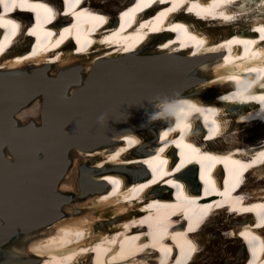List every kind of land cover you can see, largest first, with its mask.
<instances>
[{"label":"bare ground","instance_id":"1","mask_svg":"<svg viewBox=\"0 0 264 264\" xmlns=\"http://www.w3.org/2000/svg\"><path fill=\"white\" fill-rule=\"evenodd\" d=\"M79 1L70 0L72 4L67 6L70 14L63 16V28L58 32L63 47L49 55L50 59L45 60L46 56L33 58L31 54L37 48L32 51L28 48L29 38L23 33L13 40L10 37V49L0 59V110L3 105L23 98L31 89L46 84V66L60 62L77 77L81 66L76 65L75 60L92 54L95 61L106 60L101 65L103 69L114 70L124 81L132 82L129 86L137 104L117 114L119 119L128 120L131 127L126 133L105 139L93 148L69 150L68 170L73 165V151L89 159H84L86 164L76 166L78 174L74 181L79 183L80 180L83 187L82 190L79 186L81 197H74L73 204L77 208L72 206L70 213L42 227L0 229V233L6 235L0 241V264H193L197 260H201L200 264H228L223 262L225 255L220 248L223 241L237 242V247H227L229 256L236 253L238 261L234 264H264V254L260 256L264 252V186L256 185L259 189L253 195L243 192L249 173L261 174L255 178L256 184L264 182V173H260L264 172V130L256 140L247 142L241 136L243 126H264V44L255 45L264 37V0H259L257 6L253 2L252 6L260 12L254 17L249 12L251 8L246 11L242 1L237 5L238 11L234 9L233 0H222L223 7L210 1L193 2L192 9L199 13L211 14L219 7L222 16L213 21L217 23L216 30L211 31L208 26L207 31L202 30L192 23L204 35L196 34L186 30L183 23H175L170 28L177 30L178 36L188 41L192 38L196 43L204 41V45L201 44L199 53L179 52L174 47L176 39L164 31V45L161 43L159 47L165 53L161 51L154 57L139 55L141 46L154 35L149 34V30L156 31L152 27L156 20L140 21L136 14L141 7L138 0H117L111 7L107 1L91 0L97 13L83 6L81 9ZM88 1L85 0L86 5ZM173 8L174 3H171L168 10H161L160 18L168 17V11ZM51 10L38 12L41 29L38 25V29L34 27L35 33L45 31L47 50L61 43L53 45L56 42L50 41L52 32L45 29L46 14L54 17ZM236 15L238 21H235ZM124 19L133 26L125 28ZM243 21L248 22V28L254 27L256 39H250L251 30L246 26L237 27V31L229 34L231 30L227 27ZM6 23L12 25L13 20L0 16V33L7 32ZM220 28L227 30L222 33L217 30ZM207 32L217 35L207 36ZM20 39H24L21 47L13 50ZM71 41L76 45L74 52ZM240 44L244 47L241 54ZM30 61H35L31 69L27 67ZM250 74H254V78ZM259 79L262 80L254 85ZM190 82L201 87L172 98L171 101L176 102L173 113L154 119V126L149 127L151 122H148L146 110L153 111L155 103L167 98L168 94L180 92ZM225 84H230V88ZM222 88H226V92L220 95ZM208 91L219 98L208 100L204 96ZM159 96L158 101L149 102ZM256 100L260 102L258 109H243V104ZM146 103V108L141 109ZM30 111L23 110L19 116H27ZM236 114L241 116L235 117ZM231 117L234 123L239 119L246 123L233 128ZM196 119L203 127H212L207 132L214 136L204 144L210 147L200 145L197 138L200 126ZM230 131L235 135L229 134ZM225 134L228 135L224 139L226 144L213 147ZM175 145L186 153L185 162L168 166L174 154L171 147ZM191 159L198 163L202 181H213L210 192L220 195L219 198L200 204L198 196L187 191L180 173L173 175L184 169V173H189ZM249 167L250 172H245ZM52 172L54 168L47 175ZM220 172L222 175L217 178ZM61 178L58 193L54 195L46 196L43 194L46 187L40 188L41 212L60 208L68 199L69 195L64 192L70 191L71 186L61 187ZM197 189L195 186L194 195L201 194V186L198 192ZM238 192L241 200L235 197ZM219 212L229 217V221L218 224L223 236L215 232L220 228L213 227L214 217Z\"/></svg>","mask_w":264,"mask_h":264},{"label":"water","instance_id":"2","mask_svg":"<svg viewBox=\"0 0 264 264\" xmlns=\"http://www.w3.org/2000/svg\"><path fill=\"white\" fill-rule=\"evenodd\" d=\"M104 61L96 60L84 72L78 68L77 77L64 67L55 76L45 70L46 84L31 89L18 101L3 105L0 110V229L38 228L61 217V207L41 212L38 203L41 187H46L43 191L46 196L58 191V181L71 164L69 150L93 148L131 127L128 120L119 119L117 114L137 104L129 86L132 82L124 81L114 70L103 69ZM193 85L194 82L187 83L180 92L168 94L167 98H177L179 93L192 90ZM31 103L34 107L30 108ZM26 109H33V113L19 116ZM33 114L38 115V123L33 120ZM52 168L54 172L47 175ZM81 183L79 180V186ZM67 197L66 202L70 200ZM0 234L2 241L6 235Z\"/></svg>","mask_w":264,"mask_h":264},{"label":"rangeland","instance_id":"3","mask_svg":"<svg viewBox=\"0 0 264 264\" xmlns=\"http://www.w3.org/2000/svg\"><path fill=\"white\" fill-rule=\"evenodd\" d=\"M99 1V0H98ZM101 1V0H100ZM103 2H106L107 3V5H109L110 7L113 5L112 3L113 2H116L117 0H102ZM253 2H255V0H246L244 3H242V4H244L243 6L246 8V11H248L249 10V8H251V10H249V12L251 11V15H252V17H254V16H258L259 14H260V12H258V9L256 8V7H253L252 5H253ZM88 3L90 4V6H93V4H92V2H91V0H89L88 1ZM102 3V2H101ZM129 2H127L126 4H128ZM256 6H257V4H256ZM94 7V6H93ZM263 11H264V9H263ZM262 11V12H263ZM264 16V15H263ZM193 24H195V25H197V27H199V28H202V30H206L207 31V29H208V27H210L211 29V31H215L216 29H215V26L217 25V23H209V24H205V23H196V22H192ZM192 23H191V25H192ZM247 23L248 22H245V21H243L242 23H238V24H236V25H233V26H230V27H227V29H230L231 31L229 32V34L230 33H232L233 31H237L236 30V28L237 27H244V26H247ZM211 25V26H210ZM213 25V26H212ZM206 26H208V27H206ZM218 26H220L219 24H218ZM193 27V26H192ZM214 27V28H213ZM235 28V29H234ZM227 29H223V28H220V29H217L218 31H221L222 33H225L226 32V30ZM223 30V31H222ZM213 36V35H217V33H212V32H207V36ZM157 37V38H156ZM151 36L150 38H149V40H147V42L143 45V46H141L142 48H141V50L139 51L141 54H145V53H150V54H154V53H160L161 51L162 52H164L163 50H162V48L161 47H159V45L162 43V45H164L163 44V40H162V38L164 37L163 35L162 36ZM25 39H27V38H25ZM22 40L24 41V39H20L19 40V42L13 47V50H16V48H19V47H21V45H22ZM27 43H26V45L28 44V40L26 41ZM159 43V44H158ZM148 46V47H147ZM159 47V48H158ZM161 48V49H160ZM12 51V50H11ZM63 52L65 53V51L63 50ZM161 52V53H162ZM10 55V54H9ZM6 56H8V55H6ZM5 56V57H6ZM4 57V58H5ZM94 58V56L92 55V54H90V55H87V56H80V57H78V60H75L76 61V65H78L79 67H80V69H81V71H83L84 72V68H86V70H87V68L93 63V62H95V59H93ZM64 59V58H63ZM46 60V59H45ZM35 61H30V62H28L27 63V67L29 68L30 67V69L31 68H33V66L35 65V63H34ZM31 64V65H30ZM32 66V67H31ZM63 66L64 65H62L60 62L59 63H53V64H51V65H49V67H47L46 68V71H47V73L48 74H50L51 76H55V75H57V74H59V72L61 71V69L63 68ZM50 69V70H49ZM226 86V88L227 87H229L230 88V84H225ZM195 87H197V89L196 90H198V87H201V86H198V85H196L195 83H194V85L193 86H191V88H195ZM226 88H222L221 90H220V95L221 94H223V93H225L226 91ZM219 92V91H218ZM215 93H216V90H215ZM205 97H207L208 98V100H213V101H215L216 100V98H219V97H217V96H215L214 95V93H212V92H206L205 93V95H204ZM215 97V98H214ZM32 105L30 106V108L31 107H34V103H31ZM29 110V109H28ZM31 110V109H30ZM33 110V109H32ZM31 110V111H32ZM29 112V114H32V112ZM244 111V110H243ZM238 112V111H237ZM36 113H38V110L36 111ZM224 113H226V112H224ZM238 116H241V114H239V115H235V117H238ZM33 117H34V121L35 122H39L38 121V119H37V117H38V115L37 114H33ZM244 117V116H243ZM231 119V126L234 128V127H236V125H237V127H238V125L239 124H241V123H246V121L245 120H243V121H240V119L238 120V121H236V123H234V121H233V117H231L230 118ZM238 119V118H237ZM238 122V123H237ZM181 122H178V124H180ZM154 126V122H151L150 124H149V127H153ZM247 129V130H246ZM249 129H251V130H249ZM241 136L248 142V141H252L253 139H255L256 140V138L258 137V135L264 130V126H261V125H254V126H250V127H246V126H243V127H241ZM244 130V131H243ZM200 132V130L198 131V133ZM234 134L235 135V133L233 132V131H230V133L229 134ZM226 136H228L227 134H225V136L223 137V140L220 138L219 139V141H217V142H214V144H213V147H222V146H224L225 144H226V141L224 140L225 138H226ZM252 136V137H251ZM264 136V135H263ZM216 143V144H215ZM242 144V143H241ZM74 153H72V158L74 159L73 160V165L70 167V169L68 170V173H67V175L65 176H63L62 178H61V187H63L65 184H68L69 186H71V187H69V189H70V191H65L64 193L66 194V195H69L70 196V200L69 201H67V202H65L64 204H62V207H61V212H62V215L64 216L65 214L67 215V213H70V211H71V208H72V206H74V204H73V202L75 201V199L77 198V197H79V195H80V197H81V189H80V187H79V183H77V180H75L74 181V178H77V172H76V166L78 167V165H81V164H86V161H89V159H85V158H82V157H80V156H78V154L76 153V151H73ZM79 158V159H78ZM86 161H85V160ZM74 161H75V163H74ZM80 161V162H79ZM79 162V163H78ZM264 169V168H263ZM189 173H187V172H185L184 174H181L182 175V178L186 181V183L188 184V186H189V189H191V190H194L195 189V184H194V181H193V179H192V172H190V171H188ZM260 173H262V175H263V173L264 172H260ZM188 174H189V176H188ZM261 174H259V173H254L253 172V174L252 173H249L248 175H247V178H246V183H245V187H244V189H243V192H244V194L245 195H253L255 192H257L258 191V187L257 186H264L263 184H264V182L262 181V183H258V184H256L255 183V178H259V176H260ZM72 178H71V177ZM188 176V177H187ZM251 177H252V179H251ZM264 177V176H263ZM248 185V186H247ZM257 185V186H256ZM253 187V188H252ZM64 188H66L65 186H64ZM264 188V187H263ZM251 190V191H250ZM150 194H152V192H150ZM74 197H75V199H74ZM74 208H77L76 206H74L73 207V209ZM74 211V210H73ZM64 212V213H63ZM218 214V215H217ZM216 214V216L214 217V219H215V221H213V223H215V224H213V227L214 228H220L218 231H216L215 230V232H217V234H219V236H223L222 235V233H221V224H222V222H227V221H229V217H228V215H224L222 212L220 213H217ZM216 219H218L219 221H217ZM221 222V223H220ZM217 223V224H216ZM220 223V225H218ZM135 227H137V226H135ZM227 235V234H226ZM228 245H232V247L233 246H235V247H237V242H234V241H226V242H222V246L220 247V248H222L221 250H222V252H223V254L225 255V258L223 259V262H225V263H228V264H234V263H236L237 261H238V259L236 258V253H235V255L233 254V256H229V253H228V249H227V247H228ZM239 245V244H238ZM241 246L243 247L244 245H242V243H241ZM237 248H235L234 250H236ZM221 250H219V251H221ZM236 252V251H235ZM234 259V260H233ZM197 261H198V263H197ZM195 263H193V264H200L201 263V260L199 261V260H197ZM236 261V262H235ZM242 264V263H241Z\"/></svg>","mask_w":264,"mask_h":264},{"label":"clouds","instance_id":"4","mask_svg":"<svg viewBox=\"0 0 264 264\" xmlns=\"http://www.w3.org/2000/svg\"><path fill=\"white\" fill-rule=\"evenodd\" d=\"M175 107H176V102L171 101L168 98H165L155 103L153 105V111L149 112L146 110L145 114L148 117V122H152L154 119L161 118L165 115H171ZM99 119H102V118H99Z\"/></svg>","mask_w":264,"mask_h":264}]
</instances>
